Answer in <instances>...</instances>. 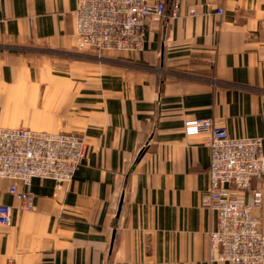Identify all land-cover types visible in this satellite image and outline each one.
<instances>
[{
    "label": "crops",
    "instance_id": "obj_1",
    "mask_svg": "<svg viewBox=\"0 0 264 264\" xmlns=\"http://www.w3.org/2000/svg\"><path fill=\"white\" fill-rule=\"evenodd\" d=\"M167 2L142 49L96 54L76 47L77 0H0V127L87 146L69 185L32 180L33 209L0 177V264H231L210 256V149L184 122L264 136V0Z\"/></svg>",
    "mask_w": 264,
    "mask_h": 264
},
{
    "label": "built area",
    "instance_id": "obj_2",
    "mask_svg": "<svg viewBox=\"0 0 264 264\" xmlns=\"http://www.w3.org/2000/svg\"><path fill=\"white\" fill-rule=\"evenodd\" d=\"M167 3L77 0L76 47L96 54L140 50L147 25L164 17ZM176 6L174 1L171 16L177 15ZM184 130L188 135L205 133L210 149L209 186L202 201L216 212V226L208 231L211 258L231 264H264V228L252 211L263 201V192L253 186V180L264 176V136H231L212 117L186 119ZM86 147L84 138L74 132L0 127V177L20 182L22 187L14 183L10 191L18 197L21 209H33L32 180L49 178L58 188L69 185ZM247 191H252V201L246 200ZM11 213V205H0V222H10Z\"/></svg>",
    "mask_w": 264,
    "mask_h": 264
},
{
    "label": "rangeland",
    "instance_id": "obj_3",
    "mask_svg": "<svg viewBox=\"0 0 264 264\" xmlns=\"http://www.w3.org/2000/svg\"><path fill=\"white\" fill-rule=\"evenodd\" d=\"M85 51V50H84ZM93 53V52H92Z\"/></svg>",
    "mask_w": 264,
    "mask_h": 264
}]
</instances>
